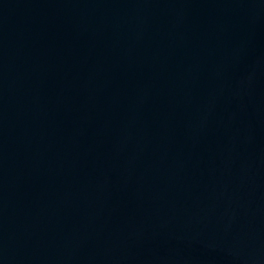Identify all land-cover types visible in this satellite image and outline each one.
Instances as JSON below:
<instances>
[{"label":"water","instance_id":"obj_1","mask_svg":"<svg viewBox=\"0 0 264 264\" xmlns=\"http://www.w3.org/2000/svg\"><path fill=\"white\" fill-rule=\"evenodd\" d=\"M0 264H264V0H0Z\"/></svg>","mask_w":264,"mask_h":264}]
</instances>
